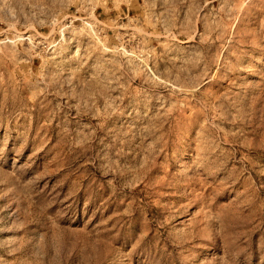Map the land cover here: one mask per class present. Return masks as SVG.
<instances>
[{
  "label": "rangeland",
  "instance_id": "374dc122",
  "mask_svg": "<svg viewBox=\"0 0 264 264\" xmlns=\"http://www.w3.org/2000/svg\"><path fill=\"white\" fill-rule=\"evenodd\" d=\"M0 264H264V0H0Z\"/></svg>",
  "mask_w": 264,
  "mask_h": 264
}]
</instances>
